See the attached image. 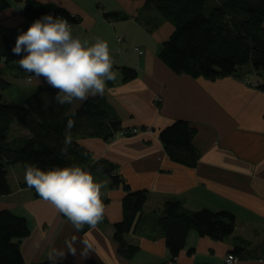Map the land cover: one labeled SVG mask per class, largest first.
<instances>
[{"label": "crops", "instance_id": "1", "mask_svg": "<svg viewBox=\"0 0 264 264\" xmlns=\"http://www.w3.org/2000/svg\"><path fill=\"white\" fill-rule=\"evenodd\" d=\"M145 1L48 0L79 19L71 24L73 35L90 43L97 38L107 41L116 79L107 81L104 95L96 97L121 121V128L141 130L124 138L117 132L108 140L86 135L75 138L90 151L91 162L106 160L132 190L146 191L138 227L124 236L139 252L126 260L116 251L112 225L122 219L124 192L111 189L108 177L94 176L103 185L101 197L108 200L104 220L82 233L51 203L21 188L24 177L17 176L14 183L8 181L10 193L0 196V210L9 209L26 219L30 234L20 241L25 264L47 260L62 264H224L234 249H239L234 264H264V92L236 75L207 80L173 74L157 52L174 27L154 10L144 12ZM10 4L0 11V34L24 21L23 2L11 0ZM110 12L122 13L127 19H106ZM144 17L157 22L146 26ZM121 66L133 68L137 76L124 81ZM0 76L9 83L0 90L4 102L23 103L36 89L49 87L35 76L21 78L2 61ZM244 77L254 84L260 79ZM82 102L74 100L70 109ZM178 119L195 129L193 144L199 153L195 167L171 161L158 138L160 130ZM15 129V135H26L23 129ZM171 199L189 211L206 208L231 213L233 233L214 241L190 231L184 250L172 259L156 225L163 203ZM73 236L77 238L75 255L65 245ZM84 239L93 245L91 250L80 243ZM85 251L87 255L82 254Z\"/></svg>", "mask_w": 264, "mask_h": 264}, {"label": "trees", "instance_id": "2", "mask_svg": "<svg viewBox=\"0 0 264 264\" xmlns=\"http://www.w3.org/2000/svg\"><path fill=\"white\" fill-rule=\"evenodd\" d=\"M14 1L23 2L24 21L0 34V62L15 68L21 78H29L34 75L21 69L19 57L11 52L19 32L48 12L67 19L69 24H76L79 19L54 3L44 5L33 0ZM10 3L11 0H0V11L8 9ZM142 10H154L174 27L157 52L161 63L173 74L207 80L236 75L242 79L247 75L248 71L242 70L247 65L255 75L260 76L254 85L264 92V0H146ZM105 17L114 21L127 19L126 15L116 12L105 14ZM141 20L146 26L151 25L149 17ZM119 72L124 81L137 76L133 68L126 66H121ZM8 86V81L0 76V90ZM56 93L57 90L50 87L39 88L23 103L4 102L0 94V196L10 193L6 167L16 163L22 166L24 172L27 164L42 168L75 164L88 169L93 176H106L111 189L121 188L124 192L122 219L112 225V240L122 258L130 260L139 249L127 243L124 236L138 227L147 200L146 191L132 190L116 173L115 166L106 160L91 162L90 151L75 141L81 135L108 140L119 132L121 121L111 114L102 98L90 97L72 110L74 100L60 105L54 99ZM69 119L74 121L71 130L66 128ZM16 126L23 129L26 135H15ZM194 135L195 129L186 120L178 119L160 130L158 138L171 161L191 168L196 166L199 158L193 144ZM66 137H70L71 144L67 153H62ZM19 186L30 189L34 197L40 199L35 189L29 188L24 181ZM101 199L105 206L108 200ZM234 223L231 213L212 212L206 208L189 211L175 199L163 203L156 219L172 259L184 250L190 231L195 230L198 236L221 241L231 236ZM88 229L90 227L85 225L80 232ZM29 234L24 217L15 215L9 209L0 210V264H25L20 241ZM231 254L239 256V249H234ZM39 264L62 263L47 260Z\"/></svg>", "mask_w": 264, "mask_h": 264}, {"label": "clouds", "instance_id": "3", "mask_svg": "<svg viewBox=\"0 0 264 264\" xmlns=\"http://www.w3.org/2000/svg\"><path fill=\"white\" fill-rule=\"evenodd\" d=\"M39 3L46 5L48 0H39ZM11 52L19 57L21 69L57 90L54 99L60 105L103 96L106 82L116 79L107 41L100 38L92 43L82 40L73 35L67 19L52 12L34 19L26 30L19 32ZM73 127L74 121L69 119L66 128ZM70 144V137H66L61 152L67 153ZM24 182L67 217L77 232L85 225L95 228L104 217L103 185L80 165L42 168L27 164ZM76 242L75 236L65 241L67 250L73 255L77 251ZM80 243L86 250L93 248L87 239ZM82 254L87 255V252ZM58 255L63 257L65 252Z\"/></svg>", "mask_w": 264, "mask_h": 264}, {"label": "rangeland", "instance_id": "4", "mask_svg": "<svg viewBox=\"0 0 264 264\" xmlns=\"http://www.w3.org/2000/svg\"><path fill=\"white\" fill-rule=\"evenodd\" d=\"M154 22H157V20H155L154 18H152L149 23H151V25H152ZM242 70L248 71L247 72V75H249L254 80H258L260 78L259 75H254L253 74V71L251 70L250 66H247L246 65V66L243 67ZM246 78L247 77H245L244 80H248ZM6 168H7V172H8L7 179H8V181L11 184L14 183V180H15V178H17V176H18V178L20 176L24 177V169L22 168V166L19 163H16V165L7 166Z\"/></svg>", "mask_w": 264, "mask_h": 264}, {"label": "built area", "instance_id": "5", "mask_svg": "<svg viewBox=\"0 0 264 264\" xmlns=\"http://www.w3.org/2000/svg\"><path fill=\"white\" fill-rule=\"evenodd\" d=\"M71 25V24H70ZM134 50L138 53V54H140V55H142V50L140 49V48H138V47H134ZM246 81V83L247 84H249V85H254V83H251V81H249V80H245ZM141 130L139 129V128H137V127H130V128H128V127H124V128H121L120 130H119V135H120V137H125V136H133V135H135V134H137V133H139ZM238 261V258L236 257V256H234V255H232L231 253H228L226 256H225V259H224V264H234V263H236Z\"/></svg>", "mask_w": 264, "mask_h": 264}]
</instances>
